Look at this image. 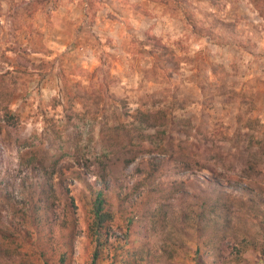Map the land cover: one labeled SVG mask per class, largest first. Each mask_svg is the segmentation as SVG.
<instances>
[{"label": "rangeland", "instance_id": "374dc122", "mask_svg": "<svg viewBox=\"0 0 264 264\" xmlns=\"http://www.w3.org/2000/svg\"><path fill=\"white\" fill-rule=\"evenodd\" d=\"M92 258L264 264V0L1 1L0 264Z\"/></svg>", "mask_w": 264, "mask_h": 264}, {"label": "trees", "instance_id": "16d2710c", "mask_svg": "<svg viewBox=\"0 0 264 264\" xmlns=\"http://www.w3.org/2000/svg\"><path fill=\"white\" fill-rule=\"evenodd\" d=\"M1 1H3V0H0V3H1ZM46 0H27V2L29 3V4H31L32 6H36V5H40V4H43L44 2H45ZM97 199L99 198V193H98V195H97V197H96ZM102 209V207H101V200H99L98 199V202H97V205H96V210H95V215H98V213H99V211ZM100 219V218H99ZM98 219V220H99ZM94 258H92V260H91V263L90 264H94Z\"/></svg>", "mask_w": 264, "mask_h": 264}]
</instances>
